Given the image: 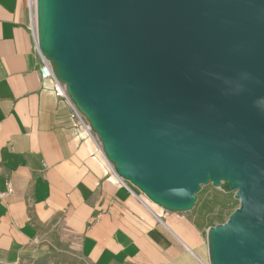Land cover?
<instances>
[{
	"label": "water",
	"instance_id": "95a60500",
	"mask_svg": "<svg viewBox=\"0 0 264 264\" xmlns=\"http://www.w3.org/2000/svg\"><path fill=\"white\" fill-rule=\"evenodd\" d=\"M39 53L115 175L162 211L239 207L208 264H264V0H34Z\"/></svg>",
	"mask_w": 264,
	"mask_h": 264
},
{
	"label": "crops",
	"instance_id": "0c3cea01",
	"mask_svg": "<svg viewBox=\"0 0 264 264\" xmlns=\"http://www.w3.org/2000/svg\"><path fill=\"white\" fill-rule=\"evenodd\" d=\"M33 19L34 0H0V264H208L193 225L136 200L42 81Z\"/></svg>",
	"mask_w": 264,
	"mask_h": 264
},
{
	"label": "rangeland",
	"instance_id": "374dc122",
	"mask_svg": "<svg viewBox=\"0 0 264 264\" xmlns=\"http://www.w3.org/2000/svg\"><path fill=\"white\" fill-rule=\"evenodd\" d=\"M143 202H146L153 210L161 211L164 214H170L162 211L152 205L143 194L134 190ZM239 207V202L234 199V193H225L221 189L206 186L201 189L197 195V201L194 208L188 213L173 214V217L187 220L193 225L196 233V241L207 245L206 233L208 229L224 224L228 217ZM190 224V225H191Z\"/></svg>",
	"mask_w": 264,
	"mask_h": 264
},
{
	"label": "built area",
	"instance_id": "2783aa9c",
	"mask_svg": "<svg viewBox=\"0 0 264 264\" xmlns=\"http://www.w3.org/2000/svg\"><path fill=\"white\" fill-rule=\"evenodd\" d=\"M30 31L32 33L33 39H34V51L38 55L40 59V65H39V74L42 81L49 80L53 84L52 91L54 95L64 100L68 103V105L71 107L76 119L78 120L79 124L83 127L85 131H87L89 134H93L90 130V127L84 117L74 108L73 104L70 102L68 95L65 90V86L58 82L53 74L52 67L48 60H46L41 54L39 53L38 46H37V38H36V23L35 19L32 20V24L30 27ZM125 187L129 190L130 194L138 201L143 202V200L140 198V195H138L128 183L122 181ZM9 190L8 192H11L10 185L8 186Z\"/></svg>",
	"mask_w": 264,
	"mask_h": 264
},
{
	"label": "bare ground",
	"instance_id": "6f19581e",
	"mask_svg": "<svg viewBox=\"0 0 264 264\" xmlns=\"http://www.w3.org/2000/svg\"><path fill=\"white\" fill-rule=\"evenodd\" d=\"M34 19H35V23H36V18H35V9H34ZM75 108V107H74ZM153 205V204H152ZM155 206V205H154ZM156 207V206H155Z\"/></svg>",
	"mask_w": 264,
	"mask_h": 264
}]
</instances>
